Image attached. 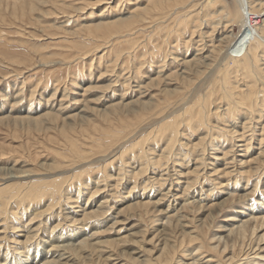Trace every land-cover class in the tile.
<instances>
[{
	"label": "rangeland",
	"instance_id": "374dc122",
	"mask_svg": "<svg viewBox=\"0 0 264 264\" xmlns=\"http://www.w3.org/2000/svg\"><path fill=\"white\" fill-rule=\"evenodd\" d=\"M25 3L0 5V264L34 258L49 235L80 237V226L90 246L59 249L60 262L144 264L166 246L164 258L186 264L201 244L199 264L264 263L263 228L232 235L224 253L217 240L239 211L264 212V30L254 61L225 57L238 0ZM248 3L264 14V0ZM205 45L209 60L183 64ZM172 188L178 198L163 197ZM99 203L105 215L70 219ZM167 207L176 216L164 227ZM11 224L16 233L1 229Z\"/></svg>",
	"mask_w": 264,
	"mask_h": 264
},
{
	"label": "bare ground",
	"instance_id": "6f19581e",
	"mask_svg": "<svg viewBox=\"0 0 264 264\" xmlns=\"http://www.w3.org/2000/svg\"><path fill=\"white\" fill-rule=\"evenodd\" d=\"M2 1L3 0H0V5L2 4ZM25 1H28V3L30 4L29 7L31 8L32 5H33V2L35 0H19V2H22V3H25ZM250 0H238V11L239 9H241V15L239 13V17L241 18V22H240V30H239V33L233 38V40L231 41V43L229 44V46L227 47V50H226V56L224 54L225 57H227L228 59H231L233 61H236L238 62L237 58H239L240 56L244 58V63L242 64V66H246L248 65V62L250 61H254L256 59V48L255 47H251L250 44L252 42H258L257 39H261V33H262V30H264V14H255V13H252L251 12V7L249 5V2ZM26 4V3H25ZM261 6V5H260ZM238 15V14H237ZM216 26V25H215ZM214 31V30H213ZM239 39H242L241 41H247L246 44H244L246 46L245 48V51L244 53L242 54H238L236 53L234 50H231V45L232 43L234 44V42H240ZM263 43H264V40H263ZM207 46L205 45L204 47L206 48V51H207V55L205 56H199L198 58H191L190 60H185L183 62V64H195L197 62H204V60H209L211 58V54H213V51H214V46ZM247 52V53H246ZM205 53V52H204ZM221 53V52H220ZM246 54V55H244ZM246 56V57H245ZM234 63V62H233ZM251 66V65H250ZM249 69V68H248ZM181 70V69H180ZM244 94V93H243ZM258 97V96H257ZM238 100V99H237ZM254 100V99H253ZM250 103V102H249ZM234 111V110H233ZM244 112V111H243ZM246 113V112H245ZM251 118V117H250ZM37 120V119H34V121ZM238 123V122H237ZM260 126V125H259ZM237 130V129H236ZM236 133V132H235ZM231 136V135H230ZM251 139V138H250ZM254 141V140H253ZM213 142V141H212ZM241 145V144H240ZM205 148V147H204ZM240 151V150H239ZM246 150H242V152H245ZM205 152V151H204ZM240 156V155H239ZM198 159V158H197ZM203 160V159H202ZM218 160V159H217ZM216 161V160H215ZM176 162V161H175ZM181 162V161H180ZM245 163V162H243ZM196 167V166H195ZM1 170V169H0ZM216 171V170H215ZM223 171V170H222ZM221 171V172H222ZM133 172V171H132ZM18 173V172H17ZM200 173V172H199ZM180 174V173H179ZM5 176V175H4ZM6 176H9V177H5V179L2 178V180H7V179H10V178H15L17 177L16 175H11V173H8ZM22 177V176H21ZM18 179V177H17ZM1 180V181H2ZM54 180V179H52ZM8 181V180H7ZM4 183V182H2ZM30 183V182H29ZM54 183V181H53ZM56 184H60L59 180ZM156 184V183H155ZM37 185V184H36ZM54 185V184H53ZM47 186V185H46ZM3 187V186H2ZM0 187V188H2ZM17 187V186H16ZM154 187V186H153ZM26 189V188H25ZM43 191V190H42ZM175 191V193L173 192ZM231 191H235L234 189H232ZM14 192V191H13ZM46 192V191H45ZM57 192V191H56ZM55 193V191H54ZM234 193V192H233ZM33 193H30V192H27V196L30 198L29 201H31V199L34 198V194L32 195ZM170 194V196L168 195ZM187 194V193H186ZM185 194V195H186ZM58 195V194H57ZM169 196V197H172L174 198V200H176L178 197H176L177 193H176V190L174 188H172V191L168 190V192L166 193V195H163V197H166V196ZM7 196V195H6ZM8 196H10L8 194ZM20 196V194H19ZM66 197V196H65ZM68 197V196H67ZM66 197V198H67ZM8 198V197H7ZM25 198V197H24ZM40 198V197H39ZM143 198V197H142ZM145 199H147V201H139V202H136V205L139 206V207H149L151 203V201L149 200V197L148 195L145 197ZM28 199V198H27ZM47 199V198H46ZM64 199V198H63ZM78 200V199H77ZM161 199H158L157 203L160 202ZM202 200V199H201ZM104 201V200H103ZM106 201V200H105ZM195 201V200H194ZM198 201V200H197ZM8 202V201H7ZM36 202V201H35ZM61 202V201H60ZM3 203V202H2ZM156 203V202H155ZM176 203V202H175ZM185 203V202H184ZM193 203V201H192ZM4 204V203H3ZM48 204V203H47ZM55 204V203H54ZM154 204V203H153ZM186 204V203H185ZM252 204V203H251ZM177 205V204H176ZM52 206V205H51ZM103 206H105V203H99V205L97 206V208L95 209H92V210H85V209H82L81 213L79 214H75V213H72L69 215L70 219L77 223V222H82V221H85L86 219L88 218H94L98 215H101V214H106L105 210H103ZM4 207V206H3ZM38 207V206H37ZM95 207V205H90L89 208H93ZM8 208V207H6ZM25 208V207H24ZM39 208V207H38ZM37 208V209H38ZM88 208V209H89ZM5 209V208H4ZM9 209V208H8ZM107 209V208H106ZM256 207H253L252 211L255 210ZM6 210V209H5ZM260 208L258 209V211H254L253 213H247V217H242L240 216L241 214H244L242 212H238L237 215L233 216V218H236V219H233V222H238L236 225L234 223H231L229 226L228 229H225L223 230L224 233L226 232V234L224 236H219L218 237V242L219 244L221 242L224 243V246L223 247V250L221 251V253H224L225 250H226V245L229 243V241H231V236H235V235H239L242 239L245 238L246 234L247 233H250L251 236H253L258 230H262V228L264 229V212L261 211L259 212ZM33 211V210H32ZM39 211V210H37ZM44 211H47V210H44ZM23 212V211H22ZM72 212V211H71ZM161 212V211H160ZM5 213V212H3ZM32 214V213H31ZM162 218L158 219V220H162L163 219V223L160 224L161 226H169V224L171 223L172 219L175 218L176 214L174 213V208L173 207H167L164 211H162ZM4 215V214H3ZM42 215V214H41ZM245 215V214H244ZM32 216V215H31ZM43 216V215H42ZM79 216L81 218H79ZM41 217V216H40ZM239 217V218H238ZM5 218V217H4ZM3 218V219H4ZM79 218V219H78ZM111 220L113 221L112 225L116 224V222H118L116 220L115 217L111 216L110 217ZM20 220V219H19ZM115 220V221H114ZM178 220V218H177ZM5 221V220H4ZM22 223V222H21ZM45 223V222H44ZM3 224V222H2ZM6 225V224H5ZM3 226L1 229L3 230H8L10 229V233H16L17 230H16V227L14 226V224H11L10 226ZM173 225V223H172ZM21 226V225H19ZM18 226V227H19ZM48 226V225H47ZM29 227V226H28ZM82 227L83 226H80V228H77L78 231L80 233V237L78 236H72L70 237L68 234V236L66 235V237L63 239L61 237H55L54 238V235H49L51 236V238H46L47 240L45 241V243L43 244V251H41L39 248H36L35 250V254L34 255V258H30L31 255H27V258L24 259V261H20L19 259V256L18 255H14L12 257V260H10V263L12 264H19V262H21L20 264H65V262H60L61 261V257L63 256V254H58L56 255V253L60 250H65V249H69L70 251L73 252L74 255H78V252L84 250L86 247H89V236L90 235H87V233H84V231L82 230ZM48 228V227H47ZM72 228V227H71ZM3 230V231H4ZM81 230V231H80ZM7 231V232H8ZM32 232L34 231L31 230ZM70 232H74V230H71ZM6 233V232H5ZM69 233V232H68ZM66 234V233H65ZM161 234V233H160ZM15 235V234H14ZM163 236V235H162ZM249 236V235H248ZM24 238V241H26L29 236L24 235L22 236ZM53 237V238H52ZM74 237V238H73ZM256 237V236H255ZM4 238V237H3ZM0 237V239H3ZM80 239L78 240L79 242L75 245V241H77V239ZM164 238V236H163ZM248 238V237H247ZM15 238H13L14 240ZM231 239V240H230ZM237 239V238H236ZM257 240V239H256ZM8 241V240H7ZM18 241V242H17ZM190 241H192L190 239ZM264 241V233L260 235V238L258 239V243L256 244L255 246V250L257 251H261L263 252V248L264 247H261V246H258V244L260 242ZM15 242L17 243H21L22 241H19V240H16ZM65 243V244H64ZM64 244V246L62 245ZM218 244V245H219ZM230 244V243H229ZM6 245V244H5ZM20 245V244H19ZM218 245L214 246L213 249L214 250H217ZM162 246V245H161ZM213 246V245H212ZM211 246V247H212ZM17 247V246H16ZM69 247V248H68ZM228 247V246H227ZM231 247V246H230ZM15 248V247H14ZM34 248V247H33ZM203 248V245L199 244L198 246H196L195 249H193L191 252H190V256H192V261L190 263H186V264H199V262L197 261L196 257L201 255L200 251L201 249ZM162 249V247H161ZM230 249V248H229ZM20 250V249H19ZM34 250V249H33ZM145 250V249H144ZM14 251V249H13ZM28 251V250H27ZM166 252V246L163 247V249L161 250L160 254L155 257V258H150L148 260H145L144 261V264H169V263H174V264H180V262L182 261L180 259V257H176V258H173V257H168V258H164L163 254L164 252ZM220 251V250H219ZM22 252V251H21ZM41 252V253H40ZM230 252V251H229ZM23 253V252H22ZM26 253V252H25ZM192 253V254H191ZM247 253V252H246ZM250 253V252H249ZM38 254H39V260H37V257H38ZM134 254H139L138 257H141L142 258L147 256H143L145 255V252H137V253H134ZM141 254V255H140ZM219 254V252H218ZM254 256H257L259 255V253H256L254 252L253 253ZM22 255V254H21ZM56 255V256H55ZM137 256V255H136ZM5 257V256H4ZM165 257H166V254H165ZM230 257V256H229ZM259 257H264L262 254L261 256ZM27 259V260H26ZM107 259V258H106ZM115 259V258H114ZM135 259V258H133ZM140 259V258H139ZM143 259V260H144ZM239 259V258H238ZM259 259V258H258ZM2 260V259H1ZM67 258H65V260L63 261H66ZM142 260V261H143ZM241 260V259H240ZM3 261V260H2ZM173 261V262H171ZM139 261H137L136 263L137 264H140L138 263ZM209 262H212L210 258H207L206 261H204V264H212V263H209ZM263 263V262H262ZM260 262H254V264H262ZM115 264H118V263H115ZM185 264V263H184ZM203 264V263H202ZM216 264V263H215ZM226 264V263H225ZM249 264V263H248ZM253 264V263H251ZM264 264V263H263Z\"/></svg>",
	"mask_w": 264,
	"mask_h": 264
}]
</instances>
